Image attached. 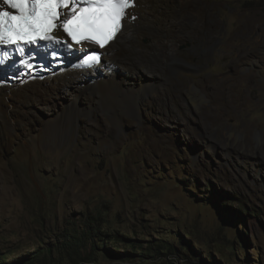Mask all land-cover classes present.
<instances>
[{"label": "rangeland", "instance_id": "rangeland-1", "mask_svg": "<svg viewBox=\"0 0 264 264\" xmlns=\"http://www.w3.org/2000/svg\"><path fill=\"white\" fill-rule=\"evenodd\" d=\"M178 14L181 61L124 113L57 117L86 90L4 116L0 264H264V0Z\"/></svg>", "mask_w": 264, "mask_h": 264}, {"label": "bare ground", "instance_id": "bare-ground-1", "mask_svg": "<svg viewBox=\"0 0 264 264\" xmlns=\"http://www.w3.org/2000/svg\"><path fill=\"white\" fill-rule=\"evenodd\" d=\"M178 2L179 0H139L134 11L130 13V16L135 15L138 18L134 22L129 20L124 24L123 30L116 39L103 49L104 55L100 64L91 69L72 67L68 62H62L58 67L54 65V68L47 66L44 69L35 65L29 72L19 71L13 81L0 73V132L6 115L13 119V113H22L27 107L49 106L47 104L50 100L56 104L61 99L65 101L63 98L66 94L80 97L81 92L86 90L98 92L99 96L92 93L81 110L78 104L72 105V102L70 104L66 102L57 117L61 116L62 119L69 115L77 118L94 107V104L97 107L101 105V110L109 114L124 113L130 109L136 100L132 98L136 92L140 94L147 91L148 87L154 86L155 78L158 80L160 77L163 80L165 70H169L172 65H178L181 61L175 55L178 40L170 39L166 24L160 23L161 17L169 20L171 26L183 22L178 14ZM193 4L195 7L197 2L194 1ZM154 10L166 13L160 16L155 14ZM191 16L192 14H188L185 18L188 24H192ZM177 33L181 32L177 31ZM160 50L167 51L169 55H163ZM79 53L83 54V51ZM43 62L44 60L41 63ZM72 86L73 91H65V95L60 94V90ZM183 92L195 93H187L193 103L202 96L196 86L185 87ZM22 115L30 117L26 111ZM82 127L86 125L83 124ZM43 128L48 133L52 124L47 123Z\"/></svg>", "mask_w": 264, "mask_h": 264}, {"label": "snow or ice", "instance_id": "snow-or-ice-1", "mask_svg": "<svg viewBox=\"0 0 264 264\" xmlns=\"http://www.w3.org/2000/svg\"><path fill=\"white\" fill-rule=\"evenodd\" d=\"M139 0H0V66L8 64V52L27 55L33 47L60 45L68 51L73 45L60 37L67 34L75 44L97 46L74 67L99 64L102 53L123 30ZM75 6V7H73ZM54 55L55 49H53ZM28 68V59H20Z\"/></svg>", "mask_w": 264, "mask_h": 264}, {"label": "clouds", "instance_id": "clouds-1", "mask_svg": "<svg viewBox=\"0 0 264 264\" xmlns=\"http://www.w3.org/2000/svg\"><path fill=\"white\" fill-rule=\"evenodd\" d=\"M92 47V45H90L88 48H91ZM94 47H97V46H94L93 45V48ZM75 52H73L71 55H64V57L62 58V62L63 63H66V62H68V64H72L73 62H76V61H79V60H77V57H78V59H79V56H81L82 54H80L79 52L80 51H83V54H85V52L88 50V48H86V44H83V46H82V48H81V45H76L75 46ZM98 51L100 52V53H102V56L104 55V52H103V49H98ZM101 60H102V58H101ZM101 62V61H100ZM100 64V63H99ZM99 64H96V65H93V66H98ZM76 65H78V64H76ZM57 67L59 66V64L58 65H56ZM72 67H74V65H71ZM92 66V67H93ZM51 67H53L54 68V66L52 65ZM92 67H87V68H84V67H78V68H80V69H84V70H88V69H91ZM21 70H25V71H30V68H24V69H21V68H18V69H16L14 72H11V70H9V69H6L5 67L4 68H1L0 67V73L1 74H4V75H6V77H7V79H12L13 77H15V75L19 72V71H21ZM40 73V72H39ZM11 83V82H10Z\"/></svg>", "mask_w": 264, "mask_h": 264}, {"label": "trees", "instance_id": "trees-1", "mask_svg": "<svg viewBox=\"0 0 264 264\" xmlns=\"http://www.w3.org/2000/svg\"><path fill=\"white\" fill-rule=\"evenodd\" d=\"M239 207L240 208H238L239 209V211L241 212V213H245V212H247V214H249V208L246 206V205H244L242 202H240L239 201ZM90 229L92 230V228L90 227ZM168 245V244H167ZM176 257V256H175ZM20 264H33L30 260H27V261H23V262H21Z\"/></svg>", "mask_w": 264, "mask_h": 264}]
</instances>
